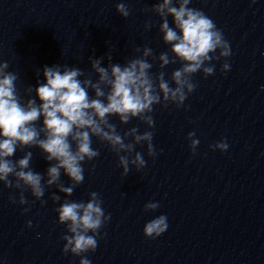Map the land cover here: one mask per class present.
Here are the masks:
<instances>
[{"label": "clouds", "instance_id": "9594fccd", "mask_svg": "<svg viewBox=\"0 0 264 264\" xmlns=\"http://www.w3.org/2000/svg\"><path fill=\"white\" fill-rule=\"evenodd\" d=\"M191 2L157 0L151 8L144 9L159 17V32L163 43L169 46L168 51L157 56L148 46L136 47L134 51L141 54L123 64L112 63L110 52L98 59L89 57L92 73L97 77L95 80L92 73L75 66L45 65L44 82L38 81L35 88L28 86L26 94L29 98L25 101L17 90V74L8 71L7 61L0 62V182L5 188L19 191L18 199L9 196L11 203L28 204L24 195L27 191L43 206L47 201L42 198L53 186L66 197L72 196L75 188L84 181L83 164L100 155L99 150L92 147L93 137L117 156V166L123 169L121 175L125 177L131 171L130 166L137 172L146 167L147 162L143 154L136 151V145L146 144L147 155L153 159L157 156L151 131L155 127L151 115L154 106L167 108L174 104L178 109L185 107V100L197 88L193 76L198 72L205 79L214 75L213 60H225L222 72L230 69L227 62L232 55L229 42L204 11L189 7ZM116 12L126 19L131 9L121 0L116 4ZM169 17H172L171 26ZM153 26L151 21L145 22V31ZM105 58L108 60L106 67L102 66ZM149 58L153 62L159 61L160 69L178 62L181 67L166 79L164 71L151 72L153 63ZM112 116L118 117L121 124L137 119L150 130L141 134L138 127H132L121 135L110 122ZM195 136V131L187 136L193 155L200 143ZM128 137L132 138L130 142H126ZM209 147L225 152L229 145L221 140ZM32 148H38L49 162L44 174L31 167L33 153L24 150ZM17 151L24 155L14 160ZM62 175L69 178L68 186L62 182ZM50 199L56 203L60 196L53 193ZM159 206V202L149 201L144 210L153 212ZM28 210L27 207L23 209L24 212ZM55 211L57 223L65 226L66 234L61 237L65 242L62 253L81 257L79 264H91L85 254L95 252L98 238H101L100 230L111 219V214H105L100 194L89 193L87 202L64 199ZM27 227H32L31 221L27 222ZM167 228V216L161 214L144 225L143 234L147 239H156Z\"/></svg>", "mask_w": 264, "mask_h": 264}]
</instances>
